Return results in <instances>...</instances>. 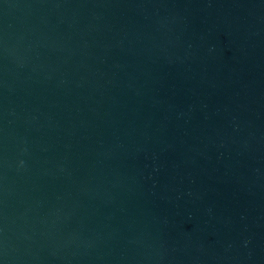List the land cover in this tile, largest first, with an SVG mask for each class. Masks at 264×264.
Wrapping results in <instances>:
<instances>
[{"label":"water","instance_id":"95a60500","mask_svg":"<svg viewBox=\"0 0 264 264\" xmlns=\"http://www.w3.org/2000/svg\"><path fill=\"white\" fill-rule=\"evenodd\" d=\"M81 0H0V264H17L53 142Z\"/></svg>","mask_w":264,"mask_h":264}]
</instances>
